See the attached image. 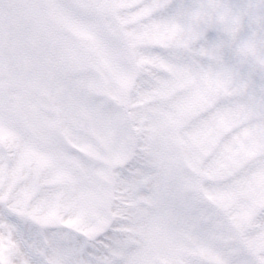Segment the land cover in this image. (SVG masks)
I'll return each instance as SVG.
<instances>
[{
  "label": "rangeland",
  "instance_id": "1",
  "mask_svg": "<svg viewBox=\"0 0 264 264\" xmlns=\"http://www.w3.org/2000/svg\"><path fill=\"white\" fill-rule=\"evenodd\" d=\"M9 5L0 220L54 232V264H259L264 0ZM7 232L2 264H36Z\"/></svg>",
  "mask_w": 264,
  "mask_h": 264
},
{
  "label": "bare ground",
  "instance_id": "2",
  "mask_svg": "<svg viewBox=\"0 0 264 264\" xmlns=\"http://www.w3.org/2000/svg\"><path fill=\"white\" fill-rule=\"evenodd\" d=\"M121 4H123V0H119V8H122ZM100 97L102 100L101 103L103 102L102 105L104 104V108H109L110 106L108 105V101L109 99L111 101V98L109 95H107L105 90H103V96L100 95ZM66 213L68 216L62 217V223L72 224L70 214L68 212ZM12 216L13 217L10 218L11 220H5L6 217L1 215L0 226L2 231L6 234L10 229L16 233L19 241L22 244L24 253L27 255L30 261H35L36 264H54L53 261H51L52 263L49 261L47 256L54 258L55 250L52 252L49 251L48 254H45L43 253L44 251H42V249L47 248V246H50V248L54 247V232H45L38 224H35L29 220L25 214L21 215L22 219L19 217V215L12 214ZM248 230V233L250 234L249 237L264 238V213L250 223ZM34 240L38 242H35ZM32 241H34L35 244H38L39 253L34 252L37 248L31 245ZM98 246L102 248L106 247L107 240L103 239V241L99 242ZM59 249H61V246H59ZM90 250L94 254L95 249L90 247ZM262 253L263 254L259 256L261 258V260H259V264H264V252Z\"/></svg>",
  "mask_w": 264,
  "mask_h": 264
},
{
  "label": "water",
  "instance_id": "3",
  "mask_svg": "<svg viewBox=\"0 0 264 264\" xmlns=\"http://www.w3.org/2000/svg\"><path fill=\"white\" fill-rule=\"evenodd\" d=\"M100 0H94L95 3H98Z\"/></svg>",
  "mask_w": 264,
  "mask_h": 264
},
{
  "label": "flooded vegetation",
  "instance_id": "4",
  "mask_svg": "<svg viewBox=\"0 0 264 264\" xmlns=\"http://www.w3.org/2000/svg\"><path fill=\"white\" fill-rule=\"evenodd\" d=\"M7 1H9V0H7ZM9 6V5H8Z\"/></svg>",
  "mask_w": 264,
  "mask_h": 264
}]
</instances>
